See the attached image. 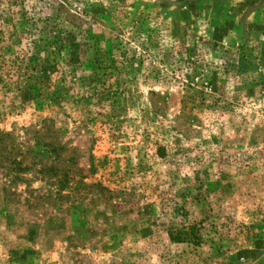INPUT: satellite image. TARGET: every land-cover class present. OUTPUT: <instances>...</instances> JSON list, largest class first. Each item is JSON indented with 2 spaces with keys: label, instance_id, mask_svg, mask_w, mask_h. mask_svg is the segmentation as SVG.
<instances>
[{
  "label": "rangeland",
  "instance_id": "1",
  "mask_svg": "<svg viewBox=\"0 0 264 264\" xmlns=\"http://www.w3.org/2000/svg\"><path fill=\"white\" fill-rule=\"evenodd\" d=\"M0 264H264V0H0Z\"/></svg>",
  "mask_w": 264,
  "mask_h": 264
},
{
  "label": "trees",
  "instance_id": "2",
  "mask_svg": "<svg viewBox=\"0 0 264 264\" xmlns=\"http://www.w3.org/2000/svg\"><path fill=\"white\" fill-rule=\"evenodd\" d=\"M63 4H60V7H62ZM64 7V6H63ZM66 9V13L64 14V21L74 25L77 24V22L82 21L83 17L71 12L70 10ZM51 39H48L47 43L53 44L54 38H56V35L54 32L50 31ZM53 39V40H52ZM32 50L31 53L29 51L25 54L22 63L17 64L16 68L18 71V74L13 80H15V84L20 86V90L26 89V93L35 95L38 91V88L36 87V83L38 80L44 79L46 83H44L47 87L46 94L54 96L56 99L62 100L63 96L60 95V91L64 87V79L58 78L55 81L49 80V70H51V60L49 57H41V47L34 45L33 47H30ZM23 88V89H21ZM16 164H20L19 161H14ZM20 166V165H19ZM20 168V167H19ZM194 225H188V226H182V228H169V236L173 240L177 241H194L198 240V234L196 232Z\"/></svg>",
  "mask_w": 264,
  "mask_h": 264
}]
</instances>
